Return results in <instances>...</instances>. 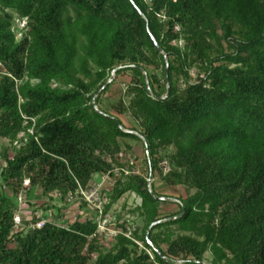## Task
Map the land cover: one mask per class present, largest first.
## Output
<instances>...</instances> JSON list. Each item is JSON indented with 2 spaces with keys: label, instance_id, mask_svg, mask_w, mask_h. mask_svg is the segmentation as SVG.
I'll list each match as a JSON object with an SVG mask.
<instances>
[{
  "label": "trees",
  "instance_id": "1",
  "mask_svg": "<svg viewBox=\"0 0 264 264\" xmlns=\"http://www.w3.org/2000/svg\"><path fill=\"white\" fill-rule=\"evenodd\" d=\"M0 140V264H264V0H0ZM95 175L140 200L108 245Z\"/></svg>",
  "mask_w": 264,
  "mask_h": 264
},
{
  "label": "rangeland",
  "instance_id": "2",
  "mask_svg": "<svg viewBox=\"0 0 264 264\" xmlns=\"http://www.w3.org/2000/svg\"><path fill=\"white\" fill-rule=\"evenodd\" d=\"M24 23H21L17 26L18 29H21L23 27ZM20 37V35H18V38ZM192 75L195 76V71H192ZM130 76L129 75H122L118 78V84L116 86H114L113 91L111 94H116L120 88L124 89V83H127L128 81H130ZM109 94V95H111ZM123 121L126 122V119L124 117H122ZM22 135H20L21 137ZM128 143L132 146L133 151L131 152V154H129V156H127V159H124L123 162H127V160H129L131 163L133 162L135 164V171L138 172L139 174H145L146 171V165H145V152L143 149V145L140 142L137 141H128ZM0 144L1 145H9L7 140H0ZM125 157V156H124ZM93 183H91V187H96L98 190H100L102 193L104 191H109L111 190V185L112 183L107 179V178H103L101 180V177L99 175H95L93 177ZM156 186H157V191L163 195L164 197L168 198V205H164V208L167 212H173V211H177L178 207L175 204L176 198L179 196V192L177 190H173L170 189L164 185H161L160 182H155ZM39 201V204H43L45 201H41L40 199L37 200V202ZM140 204V200L134 195V194H130V193H126L123 194L119 200L113 205L110 213L108 214V216H106L107 218V226H103L104 228V233H103V239H104V243L106 245H108L114 236L113 231H116V225H117V220H116V216L117 214H120L126 218H128L131 222H133V225L136 226V224H141V222L138 220V218L135 217H131L129 216L127 213L129 210L134 209L137 205ZM61 206V204H60ZM25 207V206H24ZM27 207H25L26 209ZM32 209H27L25 210L26 213H28L29 216H31L32 214ZM56 210L55 211H51L50 213H53L54 215H56ZM37 215H41V212L38 211ZM92 216V213L86 211L85 209H81L79 208V203L78 202H73L71 203L69 206H67L66 208H63V212H62V216H60L58 218L55 217L53 218L52 216H48L47 218H45L44 220H46L47 222H54V223H60V224H65V223H69V222H73L77 217H81L82 220H85L87 218H90ZM95 258V256H94Z\"/></svg>",
  "mask_w": 264,
  "mask_h": 264
},
{
  "label": "built area",
  "instance_id": "3",
  "mask_svg": "<svg viewBox=\"0 0 264 264\" xmlns=\"http://www.w3.org/2000/svg\"><path fill=\"white\" fill-rule=\"evenodd\" d=\"M161 166L163 167V171L164 173L169 171V166L167 164V162H163L161 164ZM135 174L138 172H134ZM78 194L82 197V199L87 202L89 205H91V207H93L97 212V222H98V232L100 234L104 233V228L103 226H107V218L103 217V210H104V204L105 201L102 197L101 191L98 190L96 187H91L87 190H83V189H79ZM19 202L21 204V212L19 215H17L14 219L15 221V226L19 227L22 221V216H29L28 213L25 212V210H27V208L25 209V205L24 203V198L22 196L19 197ZM25 206V207H24ZM47 223L46 220L42 219L40 221H38L37 223H31L30 224V228L32 229H41L45 226V224ZM114 236H116L119 231H113Z\"/></svg>",
  "mask_w": 264,
  "mask_h": 264
},
{
  "label": "water",
  "instance_id": "4",
  "mask_svg": "<svg viewBox=\"0 0 264 264\" xmlns=\"http://www.w3.org/2000/svg\"><path fill=\"white\" fill-rule=\"evenodd\" d=\"M153 40L155 41L154 38H153ZM155 43H156V42H155ZM156 45H157V43H156ZM167 68H168V63H167L166 71H167ZM115 72H116V71H113V72H112V75H111L110 80L108 81V84L111 83V82L114 80ZM108 84H107V85H108ZM107 85H106V86H107ZM106 86H105V87H106ZM105 87H104V88H105ZM104 88H102V89L98 92L97 96L102 92V90H103ZM168 93H169V86H168ZM94 105H95V102H94ZM95 108L97 109V106H96V105H95ZM133 133L136 134V135H138V134L135 133V132H133ZM148 183H149V184L151 183V179H150V178L148 179ZM156 199H158V200H160V201L165 200V199L162 198V197H160V198H156ZM183 212H184V211H183ZM153 226H154V225H151V227L148 229V231H147V235H146V240H147L148 244L152 247V249H153L154 251H156V252L159 253V251L157 250V248H156V247L150 242V232H151V229H152Z\"/></svg>",
  "mask_w": 264,
  "mask_h": 264
}]
</instances>
